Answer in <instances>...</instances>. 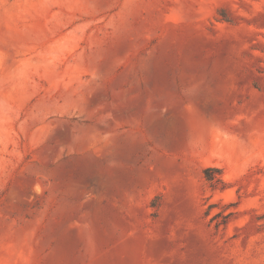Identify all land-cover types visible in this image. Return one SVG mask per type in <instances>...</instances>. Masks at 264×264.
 <instances>
[{
  "label": "rangeland",
  "instance_id": "rangeland-1",
  "mask_svg": "<svg viewBox=\"0 0 264 264\" xmlns=\"http://www.w3.org/2000/svg\"><path fill=\"white\" fill-rule=\"evenodd\" d=\"M0 264H264V0H0Z\"/></svg>",
  "mask_w": 264,
  "mask_h": 264
},
{
  "label": "trees",
  "instance_id": "trees-1",
  "mask_svg": "<svg viewBox=\"0 0 264 264\" xmlns=\"http://www.w3.org/2000/svg\"><path fill=\"white\" fill-rule=\"evenodd\" d=\"M215 169L213 168H208L204 173H205V176L207 178V180H212V175L211 173L214 171Z\"/></svg>",
  "mask_w": 264,
  "mask_h": 264
}]
</instances>
